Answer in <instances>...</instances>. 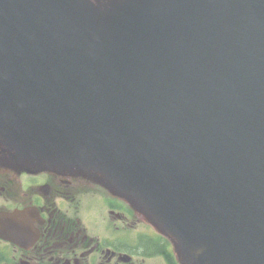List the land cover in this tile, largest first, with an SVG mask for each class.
Instances as JSON below:
<instances>
[{
    "label": "water",
    "instance_id": "95a60500",
    "mask_svg": "<svg viewBox=\"0 0 264 264\" xmlns=\"http://www.w3.org/2000/svg\"><path fill=\"white\" fill-rule=\"evenodd\" d=\"M0 144L129 197L183 264H264V0H0Z\"/></svg>",
    "mask_w": 264,
    "mask_h": 264
},
{
    "label": "flooded vegetation",
    "instance_id": "af4514ba",
    "mask_svg": "<svg viewBox=\"0 0 264 264\" xmlns=\"http://www.w3.org/2000/svg\"><path fill=\"white\" fill-rule=\"evenodd\" d=\"M25 210L14 239L0 235V264H180L171 242L96 180L0 163V213Z\"/></svg>",
    "mask_w": 264,
    "mask_h": 264
}]
</instances>
